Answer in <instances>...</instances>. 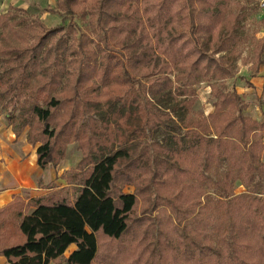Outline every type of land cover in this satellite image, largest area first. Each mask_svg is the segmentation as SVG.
<instances>
[{"label":"trees","instance_id":"obj_1","mask_svg":"<svg viewBox=\"0 0 264 264\" xmlns=\"http://www.w3.org/2000/svg\"><path fill=\"white\" fill-rule=\"evenodd\" d=\"M239 5L56 0L69 23L55 28L37 7L0 16V117L17 140L27 132L42 170L58 167L69 145L82 154L61 177L66 187L50 183L47 196L0 209V257L264 264V121L245 114L220 56L239 40ZM262 65L264 37L253 75ZM203 83L209 115L195 111Z\"/></svg>","mask_w":264,"mask_h":264},{"label":"rangeland","instance_id":"obj_2","mask_svg":"<svg viewBox=\"0 0 264 264\" xmlns=\"http://www.w3.org/2000/svg\"><path fill=\"white\" fill-rule=\"evenodd\" d=\"M11 1L15 4V6L13 7L16 8L20 7L24 4V2H26L28 7L32 6L41 9L43 11L42 20L45 16L46 19L43 20V22L48 28H55L58 26L67 25L69 23V20L65 21L61 15L53 11L56 8V0ZM11 6L12 4H10V7ZM236 8L240 13H242V29L239 36V40L234 43L235 45L229 52L221 54L220 56L225 57L226 61L228 62V66H230L235 72L234 78L227 81L228 88H236L239 93L242 91V86L245 85L244 81L247 79L248 76H251L254 72L252 65L255 62V49L258 46V41L264 37V0H240V5ZM46 10H49L50 12L47 13L48 15H45ZM75 22L82 31L88 30L89 27L87 19L76 18ZM210 92L211 90L206 83L197 86L199 102L195 108L196 112L204 113L205 115H209L213 112V100L210 97ZM243 98L246 103V95H243ZM254 98V102L246 103L247 110L245 111V114L253 119H257L259 116H263L264 100H262V98L257 97L256 95L254 96ZM81 159L82 154L78 149V145H69L67 149L66 158L61 162L64 161L65 164L66 162H71L72 166L65 173H67L71 169L76 168L79 165ZM133 191L134 189L131 187H128L125 190L126 193H133ZM243 191L244 189L242 187H238L236 193L240 194ZM24 193L26 194V196L23 198H30L29 192L25 191ZM70 251L66 254L67 257L69 256ZM1 261L5 260H0V264H7V262Z\"/></svg>","mask_w":264,"mask_h":264},{"label":"crops","instance_id":"obj_3","mask_svg":"<svg viewBox=\"0 0 264 264\" xmlns=\"http://www.w3.org/2000/svg\"><path fill=\"white\" fill-rule=\"evenodd\" d=\"M25 3L18 8L28 9L30 6ZM10 4L15 6L11 0H0V16L8 12ZM45 13L48 15L50 12ZM45 19L44 16L43 20ZM244 83L239 94L246 95V103L254 102L255 95L264 100V65L256 75L248 76ZM255 120L263 122L264 116ZM71 166V162L65 164L63 161L57 168H39L36 148L27 143L26 132L17 140L7 121L0 117V209L9 204L15 196L25 197V191L30 193V198H36L51 193V190L46 188L50 183H56L59 188L65 187L67 184L61 177ZM76 249V246H71L69 255ZM0 260L7 262L3 257Z\"/></svg>","mask_w":264,"mask_h":264}]
</instances>
